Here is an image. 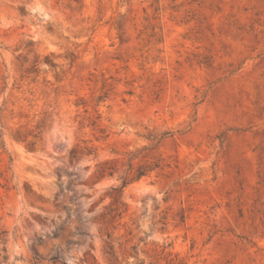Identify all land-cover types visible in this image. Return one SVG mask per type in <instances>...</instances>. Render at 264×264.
Returning <instances> with one entry per match:
<instances>
[{
	"label": "rangeland",
	"instance_id": "1",
	"mask_svg": "<svg viewBox=\"0 0 264 264\" xmlns=\"http://www.w3.org/2000/svg\"><path fill=\"white\" fill-rule=\"evenodd\" d=\"M0 264H264V0H0Z\"/></svg>",
	"mask_w": 264,
	"mask_h": 264
},
{
	"label": "trees",
	"instance_id": "2",
	"mask_svg": "<svg viewBox=\"0 0 264 264\" xmlns=\"http://www.w3.org/2000/svg\"><path fill=\"white\" fill-rule=\"evenodd\" d=\"M141 168V167H140ZM140 168L137 170V172H133V175L131 177V179H139L142 175H144V172L142 170H140ZM128 183V181L124 182V186Z\"/></svg>",
	"mask_w": 264,
	"mask_h": 264
}]
</instances>
